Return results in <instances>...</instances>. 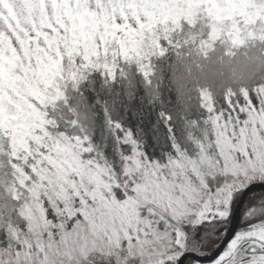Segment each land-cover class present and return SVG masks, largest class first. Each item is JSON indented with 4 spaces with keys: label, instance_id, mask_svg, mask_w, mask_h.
<instances>
[{
    "label": "snow or ice",
    "instance_id": "obj_1",
    "mask_svg": "<svg viewBox=\"0 0 264 264\" xmlns=\"http://www.w3.org/2000/svg\"><path fill=\"white\" fill-rule=\"evenodd\" d=\"M261 70L264 0H0V264H200L264 185ZM241 220L209 264H264Z\"/></svg>",
    "mask_w": 264,
    "mask_h": 264
},
{
    "label": "water",
    "instance_id": "obj_2",
    "mask_svg": "<svg viewBox=\"0 0 264 264\" xmlns=\"http://www.w3.org/2000/svg\"><path fill=\"white\" fill-rule=\"evenodd\" d=\"M258 189H262V192H264V185H253L252 187H250V189L243 195L242 199H241V202L236 206V209H235V212H234V215L232 217V220H231V223L228 227V232H227V235L222 238L220 244H218V246L210 253L208 254L207 256H200V257H193V258H197L199 259L200 263H207L209 262V260L211 258L214 257V255L216 253H218L219 250H222V247L224 245V243H226L227 239L230 237V235L236 231L237 229V226H238V222H239V219H240V212H241V208L243 206V202L246 200V196L249 192H251L252 190H258ZM188 260V258L186 257L184 259V261L182 262V264H185V262Z\"/></svg>",
    "mask_w": 264,
    "mask_h": 264
},
{
    "label": "clouds",
    "instance_id": "obj_3",
    "mask_svg": "<svg viewBox=\"0 0 264 264\" xmlns=\"http://www.w3.org/2000/svg\"><path fill=\"white\" fill-rule=\"evenodd\" d=\"M235 70L237 72L238 75H249L250 73L254 72L255 69L253 66L245 63V62H241L239 65H234ZM220 71L219 68H209L208 69V75H209V80L210 82H212V80L215 79H219L218 77H216V73H218ZM223 71L225 72V76H228L229 73L232 71L231 68H225L223 69ZM261 74H264V70H261Z\"/></svg>",
    "mask_w": 264,
    "mask_h": 264
},
{
    "label": "trees",
    "instance_id": "obj_4",
    "mask_svg": "<svg viewBox=\"0 0 264 264\" xmlns=\"http://www.w3.org/2000/svg\"><path fill=\"white\" fill-rule=\"evenodd\" d=\"M171 75H172L171 69H166V70H165L166 83H168V82L170 81V79H171ZM165 95L168 96L169 93H165ZM170 98H171L173 101H175V99H176V94H175L174 91H172V92L170 93ZM152 119H154V117H152ZM144 128H145V131L148 132V134H149V140H151L150 124H149V121H148V120L145 121V123H144ZM261 194H264V192H262V193H260V194H257V195L255 196V198H256V199H259V197H260ZM241 212H242V211H241ZM239 221H240V222L238 223L239 226H238L237 228H240V227H243V226H244V224H243V222H242V220H241V214H240V219H239ZM219 240H220V239H219ZM219 240H217V242H218ZM187 264H188V262H187Z\"/></svg>",
    "mask_w": 264,
    "mask_h": 264
},
{
    "label": "rangeland",
    "instance_id": "obj_5",
    "mask_svg": "<svg viewBox=\"0 0 264 264\" xmlns=\"http://www.w3.org/2000/svg\"><path fill=\"white\" fill-rule=\"evenodd\" d=\"M253 191V190H252ZM251 191V192H252ZM249 192L248 194H247V196H246V200H248L250 197H252V195L253 194H255V196L257 195V194H260V193H262V189H258V191L257 192ZM243 207V206H242ZM241 211H242V208H241ZM240 214H241V212H240ZM230 225V224H229ZM229 227V226H228ZM221 240L222 239H220L218 242H217V246H218V244H220V242H221ZM216 248V247H215ZM215 248H212L211 250H209V251H207V255L208 254H210L211 253V251H213ZM187 262H188V260L185 262V264H187Z\"/></svg>",
    "mask_w": 264,
    "mask_h": 264
},
{
    "label": "flooded vegetation",
    "instance_id": "obj_6",
    "mask_svg": "<svg viewBox=\"0 0 264 264\" xmlns=\"http://www.w3.org/2000/svg\"><path fill=\"white\" fill-rule=\"evenodd\" d=\"M239 222H240V221H239ZM239 222H238V223H239ZM238 226H239V225H238ZM238 226H237V227H238ZM237 229H238V228H237ZM237 229H236V230H237ZM211 252H212V251H211ZM200 264H209V262H207V263H200Z\"/></svg>",
    "mask_w": 264,
    "mask_h": 264
},
{
    "label": "bare ground",
    "instance_id": "obj_7",
    "mask_svg": "<svg viewBox=\"0 0 264 264\" xmlns=\"http://www.w3.org/2000/svg\"><path fill=\"white\" fill-rule=\"evenodd\" d=\"M257 191H258V190H253L252 192H257ZM252 192H251V193H252Z\"/></svg>",
    "mask_w": 264,
    "mask_h": 264
}]
</instances>
